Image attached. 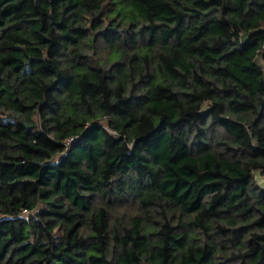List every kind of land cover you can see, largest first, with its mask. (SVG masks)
Segmentation results:
<instances>
[{"label":"trees","instance_id":"16d2710c","mask_svg":"<svg viewBox=\"0 0 264 264\" xmlns=\"http://www.w3.org/2000/svg\"><path fill=\"white\" fill-rule=\"evenodd\" d=\"M0 264H264V0H0Z\"/></svg>","mask_w":264,"mask_h":264}]
</instances>
